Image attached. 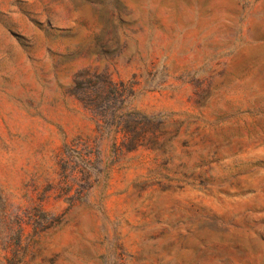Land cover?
<instances>
[{"label": "rangeland", "instance_id": "374dc122", "mask_svg": "<svg viewBox=\"0 0 264 264\" xmlns=\"http://www.w3.org/2000/svg\"><path fill=\"white\" fill-rule=\"evenodd\" d=\"M0 264H264V0H0Z\"/></svg>", "mask_w": 264, "mask_h": 264}]
</instances>
